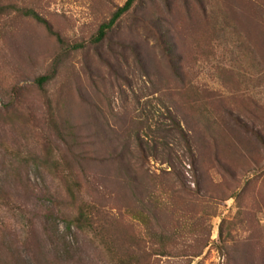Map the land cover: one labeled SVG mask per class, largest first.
<instances>
[{"label":"rangeland","instance_id":"374dc122","mask_svg":"<svg viewBox=\"0 0 264 264\" xmlns=\"http://www.w3.org/2000/svg\"><path fill=\"white\" fill-rule=\"evenodd\" d=\"M124 1L0 0V264H264V0Z\"/></svg>","mask_w":264,"mask_h":264},{"label":"trees","instance_id":"16d2710c","mask_svg":"<svg viewBox=\"0 0 264 264\" xmlns=\"http://www.w3.org/2000/svg\"><path fill=\"white\" fill-rule=\"evenodd\" d=\"M137 0H125L123 4L118 6L112 13L111 16L104 22L100 23L98 26L96 34L91 38L90 43H98L100 42L106 35V33L117 23V21L121 18V16L126 13L132 6V4ZM23 13L26 15L33 16L37 20L45 23L47 26V22L40 17L36 12L31 9H22ZM48 27V26H47ZM50 31V29L48 28ZM74 48L83 46L82 44L73 45ZM166 53L169 56L177 57L173 50L165 49ZM171 62V61H170ZM172 63V62H171ZM173 65V63H172ZM48 79V76H40L38 78L39 82H43ZM166 115L163 118L167 119L166 121L162 120L158 122L156 129L152 130L150 126H148L150 133L147 136L148 140L144 141L140 136L136 135V139L138 140L137 148L143 153V157L148 155L149 159H159L161 162L166 163L168 165L169 170H163V176L171 174V181L168 182L170 184L174 183L173 181L176 179L177 182L184 184V173L182 172V167L184 168L185 164L188 163L190 167L195 168L197 166L196 158L189 140L187 133L182 129L179 121L175 117V115L170 111L169 107H164ZM148 117V116H147ZM146 117V118H147ZM173 135V137H172ZM179 137V141H181L183 147H181V152H174V148L171 144H175L176 146H180V142H170L171 138H175V136ZM144 141V142H143ZM128 155L130 161L133 158V152L131 151L129 144H127ZM187 156L188 161L185 162V157ZM148 175V173H147ZM128 178L131 176L127 175ZM125 180V179H123ZM145 179H139L133 175L132 181L133 185H135V181L137 184L142 183ZM130 181V180H129ZM125 182H127L125 180ZM163 183V182H162ZM161 183V184H162ZM132 187V186H130ZM133 186V191L135 190ZM87 214L83 208H79L77 213L71 217L72 224L76 225L78 228H84V226L88 225Z\"/></svg>","mask_w":264,"mask_h":264}]
</instances>
